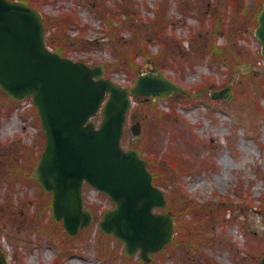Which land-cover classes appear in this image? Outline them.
<instances>
[{
  "label": "rangeland",
  "instance_id": "1",
  "mask_svg": "<svg viewBox=\"0 0 264 264\" xmlns=\"http://www.w3.org/2000/svg\"><path fill=\"white\" fill-rule=\"evenodd\" d=\"M38 3L51 48L104 64L107 76L128 87L138 73L155 68L185 88L166 99L133 98L123 138L156 171L168 200L157 210H171L176 229L153 260L128 255L99 228L112 200L85 184L95 219L69 235L51 214V194L25 175L46 140L37 108L31 98L10 99L0 86V253L6 264H261L264 57L255 27L264 0ZM226 86L233 89L230 100L211 97ZM136 121L138 136L131 131Z\"/></svg>",
  "mask_w": 264,
  "mask_h": 264
},
{
  "label": "water",
  "instance_id": "2",
  "mask_svg": "<svg viewBox=\"0 0 264 264\" xmlns=\"http://www.w3.org/2000/svg\"><path fill=\"white\" fill-rule=\"evenodd\" d=\"M256 35L264 55V7ZM42 12L21 0H0V85L15 99L32 96L46 133L45 148L34 169L43 189L52 193V213L75 235L94 220L84 206L85 182L106 192L115 206L104 212L100 228L124 243L125 252L164 250L173 239V213L164 191L153 183L148 160L137 148L122 145L130 95L166 98L185 89L161 70L137 76L128 89L104 75V66L73 60L51 50ZM232 96L231 87L211 92ZM101 112L98 124L93 117ZM140 123L132 126L140 133ZM7 261L0 256V264ZM261 264H264V256Z\"/></svg>",
  "mask_w": 264,
  "mask_h": 264
},
{
  "label": "trees",
  "instance_id": "3",
  "mask_svg": "<svg viewBox=\"0 0 264 264\" xmlns=\"http://www.w3.org/2000/svg\"><path fill=\"white\" fill-rule=\"evenodd\" d=\"M24 1H26V2H28V3H30V4H33V5H35V6H37V7H40L39 6V3H38V0H24ZM40 1V0H39ZM218 21L220 20L219 18H216ZM47 23V22H46ZM215 35H217V31H215ZM211 48H212V51H218V50H220L221 48L220 47H218V45H217V40L214 38L212 41H211ZM56 50H58V51H60L62 54H67V53H65L64 52V50H62V47L61 46H58L57 48H56ZM223 51H219V53H222ZM168 67H170V66H168ZM38 157L36 156V159H37ZM37 161V160H36ZM150 168H151V166H150ZM151 171L153 172V175H154V180H155V182L157 183V184H159V181L157 180V173H156V171L153 169V168H151Z\"/></svg>",
  "mask_w": 264,
  "mask_h": 264
}]
</instances>
